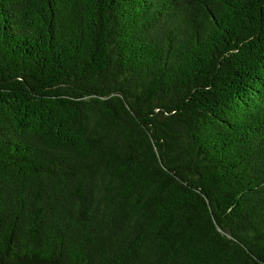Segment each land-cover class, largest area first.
I'll return each instance as SVG.
<instances>
[{
    "label": "trees",
    "instance_id": "1",
    "mask_svg": "<svg viewBox=\"0 0 264 264\" xmlns=\"http://www.w3.org/2000/svg\"><path fill=\"white\" fill-rule=\"evenodd\" d=\"M0 264H264V0H0Z\"/></svg>",
    "mask_w": 264,
    "mask_h": 264
}]
</instances>
